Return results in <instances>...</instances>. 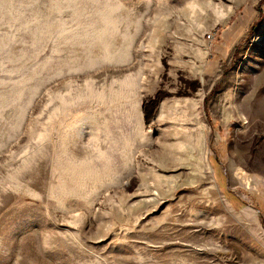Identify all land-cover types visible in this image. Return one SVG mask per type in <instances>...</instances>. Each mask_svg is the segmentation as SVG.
Here are the masks:
<instances>
[{
	"label": "rangeland",
	"instance_id": "1",
	"mask_svg": "<svg viewBox=\"0 0 264 264\" xmlns=\"http://www.w3.org/2000/svg\"><path fill=\"white\" fill-rule=\"evenodd\" d=\"M0 264H264V0H0Z\"/></svg>",
	"mask_w": 264,
	"mask_h": 264
},
{
	"label": "crops",
	"instance_id": "2",
	"mask_svg": "<svg viewBox=\"0 0 264 264\" xmlns=\"http://www.w3.org/2000/svg\"><path fill=\"white\" fill-rule=\"evenodd\" d=\"M111 119H112V118H111ZM110 123H112V120L110 121ZM62 126H63V125H62ZM64 128H65V125L63 126V130H64ZM63 130H62V131H63Z\"/></svg>",
	"mask_w": 264,
	"mask_h": 264
}]
</instances>
